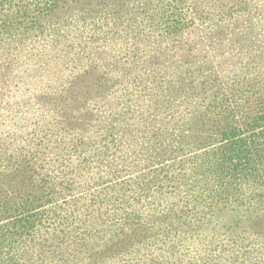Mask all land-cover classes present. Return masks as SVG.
Here are the masks:
<instances>
[{
	"label": "trees",
	"instance_id": "trees-1",
	"mask_svg": "<svg viewBox=\"0 0 264 264\" xmlns=\"http://www.w3.org/2000/svg\"><path fill=\"white\" fill-rule=\"evenodd\" d=\"M1 86L0 264H264V0H0Z\"/></svg>",
	"mask_w": 264,
	"mask_h": 264
},
{
	"label": "rangeland",
	"instance_id": "rangeland-1",
	"mask_svg": "<svg viewBox=\"0 0 264 264\" xmlns=\"http://www.w3.org/2000/svg\"><path fill=\"white\" fill-rule=\"evenodd\" d=\"M30 44L35 45L34 42H31ZM46 54H48V52ZM43 58L44 57L42 56L40 60H43ZM202 60H206V58H203ZM38 63H40V61ZM139 64L144 69L146 68V64L142 62V59ZM64 85L65 84L59 85V87H55L54 89H50L53 90L52 92L58 93L59 97L57 99V103L59 104L61 110H59L60 108L54 109L53 105L48 102L40 104V110L43 111L42 114H44L45 118V125L43 128L44 130L57 129V127L61 125V122H58V119L64 120L63 124L69 123L67 118L70 115L78 117V112L80 115L84 116L86 112H92L93 114H96L97 117L95 119L98 120L115 118L117 116L116 114H118L123 107V105L117 103L125 93L126 89L123 87L117 88L116 90H104L102 87H98L96 85L86 86L85 84H76L65 91V93L63 94ZM2 86L0 87V90H3L5 88ZM126 87L128 90L125 97L129 98L131 95H129L128 93L132 92V97L134 99V101H130V105L132 107H136L138 103L142 104L147 102L149 96H151V99L158 97L156 91H151L150 94V91H146L147 88H144L140 84H130L126 85ZM101 96L104 97L101 98ZM36 107L38 106H31V104L21 106V104L18 103V105L10 108L9 116H14V110H18V113H16L18 118L20 117L21 119L29 121L30 124V122L36 118L34 114H38L41 112H38L36 110ZM76 119L79 118H73L72 124H76ZM28 126H32V124Z\"/></svg>",
	"mask_w": 264,
	"mask_h": 264
}]
</instances>
